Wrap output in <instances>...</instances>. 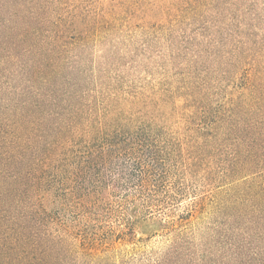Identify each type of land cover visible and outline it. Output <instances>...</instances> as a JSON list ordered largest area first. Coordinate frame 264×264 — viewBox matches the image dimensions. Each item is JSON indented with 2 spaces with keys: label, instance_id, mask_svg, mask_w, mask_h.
<instances>
[{
  "label": "rangeland",
  "instance_id": "374dc122",
  "mask_svg": "<svg viewBox=\"0 0 264 264\" xmlns=\"http://www.w3.org/2000/svg\"><path fill=\"white\" fill-rule=\"evenodd\" d=\"M255 83L264 89V0H0V117H34L28 142L38 146L59 140L73 114L125 137L92 176L103 183L98 201L82 209L40 192L20 213L45 210L38 216L109 238L132 263L240 264L231 213L240 181L225 175L235 142L222 134L264 115V103L248 100ZM216 127L191 162L197 132ZM152 155L154 172L144 168ZM130 214L133 242L123 241Z\"/></svg>",
  "mask_w": 264,
  "mask_h": 264
},
{
  "label": "trees",
  "instance_id": "16d2710c",
  "mask_svg": "<svg viewBox=\"0 0 264 264\" xmlns=\"http://www.w3.org/2000/svg\"><path fill=\"white\" fill-rule=\"evenodd\" d=\"M252 90L254 92L250 95L254 99L248 100L264 103L261 85L252 84ZM19 115L14 117V124L8 114L0 117L3 123L0 127V264H118L117 258L120 264H143L129 261L122 250H116L109 238L100 240L96 234L78 230L58 219L54 223L52 218L38 216L47 215L45 210L32 209L20 213L36 203L40 192H50L61 204L82 209L88 199L98 201L103 183L92 176L98 174L107 157L110 158L118 149L117 143L125 137L100 132L96 115L73 114L70 117L72 126L68 123L65 130L60 128L59 132L65 133L62 132L59 140L52 138L38 146L39 142H28L30 134L37 128L36 121L31 119L34 117L25 113ZM12 126L14 130H11ZM232 127L228 126L222 138L235 142L231 143L232 158L225 175L236 177L232 182L240 181L231 200L236 203V211L231 213L236 216V229L240 231L236 233V262L264 264V247L256 250L255 245L257 239L264 238V115L239 120L236 130ZM204 131L197 132L202 141L190 146L188 151L191 162L196 164L201 162L203 153L207 151L206 136L219 134V127L211 135L209 132L204 134ZM84 132L90 135L89 142L80 150L79 160L72 163L68 151ZM233 134H236V139ZM100 140L104 142L97 143ZM96 145L100 147L96 148ZM150 159V163L144 162V168L152 172L161 169L156 157L152 155ZM224 198L226 203L227 197ZM189 216L182 217L184 224L191 222ZM138 219L131 214L126 218L124 233L128 238L123 241L136 240L134 228ZM179 221L176 226L183 224L182 220ZM164 227L177 229L169 222Z\"/></svg>",
  "mask_w": 264,
  "mask_h": 264
}]
</instances>
